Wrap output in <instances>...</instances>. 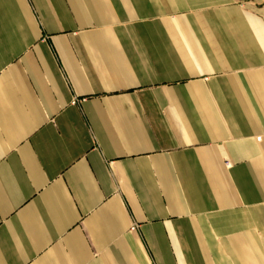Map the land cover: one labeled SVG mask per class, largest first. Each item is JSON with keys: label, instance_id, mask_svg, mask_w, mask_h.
Instances as JSON below:
<instances>
[{"label": "crops", "instance_id": "obj_1", "mask_svg": "<svg viewBox=\"0 0 264 264\" xmlns=\"http://www.w3.org/2000/svg\"><path fill=\"white\" fill-rule=\"evenodd\" d=\"M0 264H264V0H0Z\"/></svg>", "mask_w": 264, "mask_h": 264}, {"label": "built area", "instance_id": "obj_2", "mask_svg": "<svg viewBox=\"0 0 264 264\" xmlns=\"http://www.w3.org/2000/svg\"><path fill=\"white\" fill-rule=\"evenodd\" d=\"M133 227H135V225H133Z\"/></svg>", "mask_w": 264, "mask_h": 264}]
</instances>
